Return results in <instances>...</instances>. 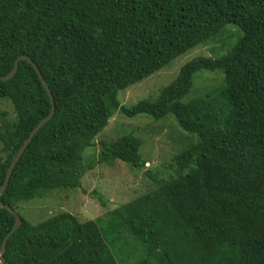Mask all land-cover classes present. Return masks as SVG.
Here are the masks:
<instances>
[{
    "label": "trees",
    "instance_id": "1",
    "mask_svg": "<svg viewBox=\"0 0 264 264\" xmlns=\"http://www.w3.org/2000/svg\"><path fill=\"white\" fill-rule=\"evenodd\" d=\"M227 24L241 34L224 54L193 57L153 100L121 103L120 90ZM19 55L36 63L55 110L0 195L21 219L4 264H123L134 250L138 264H264V0H0V75ZM0 100L12 108L0 111L1 186L51 103L25 60L0 80ZM116 112L171 116L195 141L165 161L166 173L147 168L156 186L109 210L104 227L67 212L36 224L20 214L19 202L80 187L84 151ZM141 143L131 133L100 141L92 163L144 167ZM14 221L0 206V245Z\"/></svg>",
    "mask_w": 264,
    "mask_h": 264
},
{
    "label": "rangeland",
    "instance_id": "2",
    "mask_svg": "<svg viewBox=\"0 0 264 264\" xmlns=\"http://www.w3.org/2000/svg\"><path fill=\"white\" fill-rule=\"evenodd\" d=\"M241 34L240 30L233 24H227L217 34L211 36L205 42L198 44L183 53L174 57L168 64L158 71L150 74L142 80L131 84L129 87L118 92V98L122 104L130 106L141 99L153 100L157 97L160 90L168 85L177 75L179 68L196 56H211L213 58L224 54L237 37ZM210 73L200 71V73ZM196 74V75H197ZM209 80L218 82L219 76H210ZM207 78H202L196 82L191 94L200 95L204 92V84ZM12 108L5 100H0V111L11 112ZM9 117V116H7ZM131 133L141 138L139 148L140 156L147 160L144 167L130 169L124 163L111 161L99 163L93 161L98 159L100 141L114 140L118 135ZM195 139L186 136V133L176 124L173 117L154 120L145 114H138L127 117L120 113H115L108 121L107 126L97 135L96 146L86 149L84 173L81 176V185L77 189L45 194L40 198L29 201L19 202L22 204L17 208L20 211L26 210V217L36 224L55 216L60 212H67L83 222L91 219H100L99 226L104 227L103 219L106 213L116 208L118 205L146 193L156 185L146 178L147 168L154 170H165L163 164L179 152L187 143L194 142ZM58 191V190H57ZM56 192V193H54ZM100 195L105 206H101L97 195ZM28 211V212H27ZM136 250L131 251L123 259V264H138Z\"/></svg>",
    "mask_w": 264,
    "mask_h": 264
},
{
    "label": "water",
    "instance_id": "3",
    "mask_svg": "<svg viewBox=\"0 0 264 264\" xmlns=\"http://www.w3.org/2000/svg\"><path fill=\"white\" fill-rule=\"evenodd\" d=\"M19 60H25V61L29 62L34 67V69H35V71H36V73H37V75L39 77V80L42 83V85H43L44 89L46 90L47 95H48V97L50 99L51 109H50L49 113L43 119H41L36 124V126L32 129V131L29 133L28 137L23 141V143L20 146V148L18 149L16 155L13 157L12 161L10 162L8 170H7L6 174H5L4 181H3V183L0 186V195L2 194V192L7 187L10 175L12 173V170H13L17 160L19 159L20 155L23 153L24 149L26 148V146L30 142L32 136L38 131V129L41 126H43L52 117V115L54 113V110H55L54 100H53L50 88H49L47 82L45 81V79L43 78L39 68L36 65V63L33 62L32 59L29 58L28 56L19 55L15 59L13 67L11 68V70L8 73H6L5 75H0V80L6 81V80L10 79L15 74V72L17 70V65H18ZM0 206L2 208H4V209L8 210L10 213H12L15 216V221H14L13 226L8 231V233L5 235V237L3 238L2 242H1V245H0V264H4L5 261H4V255L3 254H4V251H5L6 240L17 229V227L20 225L21 219H20V216L18 215V213L15 212L14 209L9 204L3 203L0 200Z\"/></svg>",
    "mask_w": 264,
    "mask_h": 264
}]
</instances>
